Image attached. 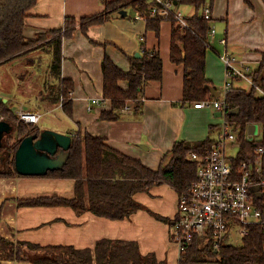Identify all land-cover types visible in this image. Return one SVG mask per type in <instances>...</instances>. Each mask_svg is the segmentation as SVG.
<instances>
[{
    "label": "crops",
    "instance_id": "obj_1",
    "mask_svg": "<svg viewBox=\"0 0 264 264\" xmlns=\"http://www.w3.org/2000/svg\"><path fill=\"white\" fill-rule=\"evenodd\" d=\"M206 4L210 5V25L215 32L213 37H209L206 49L205 75L214 86L222 83L223 89L226 77L220 55L224 51L236 56L238 68L248 75L256 70L262 58L264 0H207ZM129 8L124 9L125 16H121L119 11L114 12L109 20L88 27L85 33L77 24L73 35L62 40L60 76L71 79L73 83L71 116L60 102L54 101L58 90L57 78L48 82L38 74L39 62L23 61L33 50L37 52L45 48L46 53L51 52L48 41L52 36L46 35L33 49L0 65V99L10 103L13 111L22 105L43 115L61 114L66 120L61 132L88 131L104 138L109 146L124 155L156 169L163 153L170 150L178 139L199 141L211 136L215 140L221 119L216 115L217 109L210 113L194 107L193 103L179 104L184 68L182 64L170 61L171 20L162 19L156 35L154 30H146V20L135 18L138 12L134 9L133 17H128ZM103 11L102 0H36L28 10L24 33L37 38L47 30L61 28L66 16L79 19ZM222 38L226 39V44L221 43ZM141 41L147 48L159 50L163 66L161 80L150 81L144 86L139 95L140 113L132 106H125L119 119H101V110L111 107L102 95L103 57L108 55L120 69L127 71L129 57L140 54ZM50 64L51 60L45 67L46 72H50ZM231 81L233 86L248 88L251 85L241 76H235ZM241 81L248 85H241ZM119 84L127 87L126 81ZM93 99H98V102L93 103ZM210 125L216 127L210 131ZM74 184L73 179L43 176L0 178V235L12 241L72 245L78 249L93 248L102 238L134 241L140 253H153L167 264H178L179 251L170 240L178 192L166 183L135 193L133 199L143 208L119 220L97 216L90 211L77 214L72 207L65 205L18 204L19 199L37 196L71 198L75 193ZM150 212L171 221L157 219ZM0 264L30 263L1 260Z\"/></svg>",
    "mask_w": 264,
    "mask_h": 264
},
{
    "label": "trees",
    "instance_id": "obj_2",
    "mask_svg": "<svg viewBox=\"0 0 264 264\" xmlns=\"http://www.w3.org/2000/svg\"><path fill=\"white\" fill-rule=\"evenodd\" d=\"M173 1V0H172ZM179 5H191L194 14L188 17V28L181 29L171 20L170 61L182 64L183 84L180 105L211 97L208 86L216 87L205 75L206 49L209 47L210 21L201 16V9L207 0H176ZM210 1V0H209ZM153 0H102L104 11L82 16L76 19L66 16L61 28L47 30L37 38L26 36L24 28L28 10L36 0H0V65L14 57L33 49L45 36H52L48 41L52 54L50 72L57 78L55 102L62 98V108L71 116L72 101L71 79L61 78V44L64 38L73 35L79 24L82 32L87 28L110 19L111 14L127 7L145 17L146 30L159 34L162 19L149 13ZM40 47V46H38ZM37 47V48H38ZM140 57H129V69H120L113 60L105 55L101 61L103 72V91L105 100L110 102V109H103L101 119L116 120L125 106H132L141 112L139 95L150 81L162 78V59L157 48H147L140 42ZM256 70L249 73L252 84L249 88L231 85L226 94L225 120L232 130L237 131L239 150L233 159V165L241 162H254L256 149L264 150V49ZM126 81L127 87L120 86ZM260 88L263 93H258ZM0 117L9 122L13 131L5 136L0 147V178L23 176L14 168V152L22 138L39 134L41 129L33 123H25L11 109L10 103L0 99ZM248 124H257L261 128L260 140H249L245 134ZM216 125H210L212 131ZM15 131V132H14ZM15 133V134H13ZM13 134V135H12ZM214 139L208 136L204 140L187 141L178 139L170 150L163 153L156 169H152L135 159L124 155L109 146L104 138L94 136L88 131L76 130L71 134L68 156L61 167L48 170L43 177L73 179L74 196L46 195L19 199L18 204L65 205L77 213L90 211L93 214L113 220L128 217L134 211L143 208L133 196L137 192L148 191L152 186L166 183L178 193L185 191L196 178V162L192 152L207 151ZM262 174L264 176V151ZM162 221H171L166 217L150 212ZM10 260L30 264H167L158 260L153 253L142 254L134 241L120 239H99L93 248L78 249L72 245H40L28 241H12L0 235V261ZM264 264V227L249 226L248 233L241 238L239 245L231 243L216 244L212 238L195 234L185 251L181 252L178 264Z\"/></svg>",
    "mask_w": 264,
    "mask_h": 264
},
{
    "label": "built area",
    "instance_id": "obj_3",
    "mask_svg": "<svg viewBox=\"0 0 264 264\" xmlns=\"http://www.w3.org/2000/svg\"><path fill=\"white\" fill-rule=\"evenodd\" d=\"M149 13L152 17L173 20L181 29L189 26L188 17L175 8L172 0H153ZM201 16L211 20L210 5L203 6ZM135 18L145 20L139 13ZM214 32V27L210 26L208 36L213 37ZM220 41L226 44L225 38ZM220 58L226 77L223 90L219 91L218 97L193 103L196 108L217 109L222 115L218 136L211 147L205 152L191 153L197 165L195 180L185 191L178 193L177 213L172 219L170 240L176 244L179 255L186 250L195 234L212 238L219 244L226 241L230 233L245 236L251 225L264 227L263 148L256 149L257 159L254 162L243 161L238 166L233 165L236 155L230 157L226 154L227 149L234 144L239 150L238 133L225 120L226 94L232 85L231 80L241 76L250 84L252 82L248 74L238 68L236 56L224 51ZM258 91L263 93L260 88ZM92 102L97 103L98 99ZM13 112L25 123L37 124L42 116L37 110L22 105L15 107Z\"/></svg>",
    "mask_w": 264,
    "mask_h": 264
},
{
    "label": "water",
    "instance_id": "obj_4",
    "mask_svg": "<svg viewBox=\"0 0 264 264\" xmlns=\"http://www.w3.org/2000/svg\"><path fill=\"white\" fill-rule=\"evenodd\" d=\"M176 5L177 1L173 0ZM121 16L126 15L124 9L119 11ZM135 57L140 54L136 53ZM211 97H218L219 90L208 86ZM216 115L220 117L221 111ZM13 131L12 125L0 117V147L3 138ZM71 144V134L58 132L52 129H43L39 134L25 136L19 142L14 152V168L23 176H41L48 170L59 168L68 156ZM144 147V146H143ZM1 159L3 156H0Z\"/></svg>",
    "mask_w": 264,
    "mask_h": 264
},
{
    "label": "rangeland",
    "instance_id": "obj_5",
    "mask_svg": "<svg viewBox=\"0 0 264 264\" xmlns=\"http://www.w3.org/2000/svg\"><path fill=\"white\" fill-rule=\"evenodd\" d=\"M177 9H179L185 16L191 15L195 11L194 7L191 5H179L177 7ZM127 11L129 14L128 17H133L134 10L132 8H129ZM168 21H170V20H168ZM51 58H52L51 52L49 51L48 53H46L45 48H43V49L38 50L37 52H35L33 50L30 55H28L27 57H24L23 61H25V59H27V60L31 59V60L35 61L36 64H37V62H39L40 68L38 70V74L40 75V77L47 79L48 82H53V81H55V79H53L54 77L52 76V74L50 72H46V70H45V67L47 64H49ZM6 68H7V70H9L8 66ZM34 70H35V68H34ZM20 71L21 70L17 71L16 73H19ZM51 79H52V81H50ZM222 81H223V78H222ZM224 81H225V78H224ZM244 83H246V82L241 81V85H244ZM248 83H246V84L248 85ZM215 86H216L217 90H223V89H221L222 83L221 84L216 83ZM246 86H244V87H246ZM248 88H249V86H248ZM258 93H259V91H258ZM203 110L211 113L213 111V108L205 107V108H203ZM57 115L58 116H56V114H53V113L44 114L43 116H41V118L38 122V125L43 129H47V128L50 129L49 127H52L51 128L52 130L56 129L55 131L58 130L61 132L63 130L62 124H64L66 120L62 117L61 114H57ZM245 134H246L247 139H249V140H256V141L260 140L261 134H262L261 128L257 124H248V125H246V128H245ZM237 151H238V147L234 144L232 147H229V149H227L226 154L228 156L232 157V156L236 155ZM241 238L242 237L235 235V233H230L227 236L226 241H223V243H225V244L231 243V244L239 245L241 242ZM208 264H210V263H208Z\"/></svg>",
    "mask_w": 264,
    "mask_h": 264
}]
</instances>
